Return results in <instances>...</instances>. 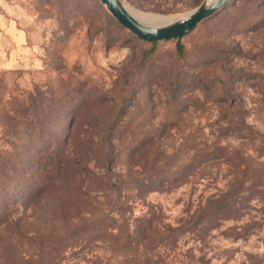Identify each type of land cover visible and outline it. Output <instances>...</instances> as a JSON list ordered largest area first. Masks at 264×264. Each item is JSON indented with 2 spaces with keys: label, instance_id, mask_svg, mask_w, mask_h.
I'll return each instance as SVG.
<instances>
[{
  "label": "rangeland",
  "instance_id": "obj_1",
  "mask_svg": "<svg viewBox=\"0 0 264 264\" xmlns=\"http://www.w3.org/2000/svg\"><path fill=\"white\" fill-rule=\"evenodd\" d=\"M123 1L184 15L205 0ZM177 40L140 39L100 0H0V264H264L263 200L190 224L264 171V0Z\"/></svg>",
  "mask_w": 264,
  "mask_h": 264
},
{
  "label": "trees",
  "instance_id": "obj_2",
  "mask_svg": "<svg viewBox=\"0 0 264 264\" xmlns=\"http://www.w3.org/2000/svg\"><path fill=\"white\" fill-rule=\"evenodd\" d=\"M153 45L156 42H152ZM178 50L183 51V46L180 43V38L177 40ZM186 173V172H184ZM260 199L264 201V171L259 174L258 177L251 183L243 185L240 183H235L234 181L231 185L224 191L218 194H213L208 197L203 205H200L196 210V213L191 218V227L197 228L198 226H203L208 229L217 227L222 224L224 220L228 219H240L249 208L253 207L251 201L253 199ZM3 220L0 218V224ZM261 226L260 221L251 220L250 222L242 224H232L228 225L225 229L227 235H233L235 237H245L253 227ZM151 225L149 226V228ZM184 228V227H183ZM182 230V228H176L175 230ZM159 230V229H158ZM144 240L147 243L146 249L152 250L157 246L160 241V236H154L151 234V230L146 234H142ZM115 241H118V235H114ZM2 238L0 236V246L2 244ZM154 262L152 253L146 254L145 259H141L135 264H152Z\"/></svg>",
  "mask_w": 264,
  "mask_h": 264
},
{
  "label": "water",
  "instance_id": "obj_3",
  "mask_svg": "<svg viewBox=\"0 0 264 264\" xmlns=\"http://www.w3.org/2000/svg\"><path fill=\"white\" fill-rule=\"evenodd\" d=\"M111 14L140 39L149 42L178 39L193 30L200 22L223 8L230 0L203 2L184 17L160 26L146 25L128 12L123 0H100Z\"/></svg>",
  "mask_w": 264,
  "mask_h": 264
},
{
  "label": "bare ground",
  "instance_id": "obj_4",
  "mask_svg": "<svg viewBox=\"0 0 264 264\" xmlns=\"http://www.w3.org/2000/svg\"><path fill=\"white\" fill-rule=\"evenodd\" d=\"M215 0H205L204 2L206 4L212 3ZM124 5L128 12L132 14L136 19H138L140 22L146 25H151V26H160L169 22H173L177 19H180L187 15L189 12H187L184 15H163V14H158V13H153V12H142L140 10H137L133 7H131L128 3L124 2ZM192 11V10H191Z\"/></svg>",
  "mask_w": 264,
  "mask_h": 264
}]
</instances>
